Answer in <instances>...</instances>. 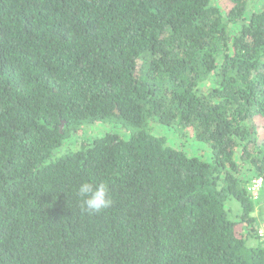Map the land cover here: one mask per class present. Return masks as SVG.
Returning <instances> with one entry per match:
<instances>
[{
	"label": "trees",
	"instance_id": "1",
	"mask_svg": "<svg viewBox=\"0 0 264 264\" xmlns=\"http://www.w3.org/2000/svg\"><path fill=\"white\" fill-rule=\"evenodd\" d=\"M262 175L264 0H0V264H264Z\"/></svg>",
	"mask_w": 264,
	"mask_h": 264
},
{
	"label": "rangeland",
	"instance_id": "2",
	"mask_svg": "<svg viewBox=\"0 0 264 264\" xmlns=\"http://www.w3.org/2000/svg\"><path fill=\"white\" fill-rule=\"evenodd\" d=\"M108 131L118 132L125 137H128L130 132H131V130L123 122V120L116 119V120H110L107 122H96V123L85 124L83 132H80L79 135L75 136V138L81 140V138L84 139L87 137H93V136H96V134L102 135ZM152 131L157 135L167 134V136L169 137V140H171V142L173 144L176 143L178 148L183 149L188 154L198 155V156H204L205 154H208L207 153V150H208L207 146H199V145L195 144L194 141L192 142V139L190 137L182 139L180 137V135L179 134L177 135L173 129H170L167 131L163 126L157 125L156 128L153 127ZM71 137H73V135L70 136V138ZM182 141H185V143H184V145L186 144L185 147L180 145L182 143ZM67 145H70V144H67ZM78 146H79V144L77 142L73 141L70 145V149H67V147L64 146L67 149V150L65 149L64 152L71 150V149H75ZM232 209L234 210V212L236 214L238 213L237 204L234 203L232 205ZM254 214H257V212H255Z\"/></svg>",
	"mask_w": 264,
	"mask_h": 264
},
{
	"label": "clouds",
	"instance_id": "3",
	"mask_svg": "<svg viewBox=\"0 0 264 264\" xmlns=\"http://www.w3.org/2000/svg\"><path fill=\"white\" fill-rule=\"evenodd\" d=\"M76 191L88 214H98L112 206L113 201L104 182L93 183L86 180L78 185Z\"/></svg>",
	"mask_w": 264,
	"mask_h": 264
},
{
	"label": "built area",
	"instance_id": "4",
	"mask_svg": "<svg viewBox=\"0 0 264 264\" xmlns=\"http://www.w3.org/2000/svg\"><path fill=\"white\" fill-rule=\"evenodd\" d=\"M247 189L250 196L264 206V175L252 179ZM256 233L264 246V220L258 225Z\"/></svg>",
	"mask_w": 264,
	"mask_h": 264
}]
</instances>
